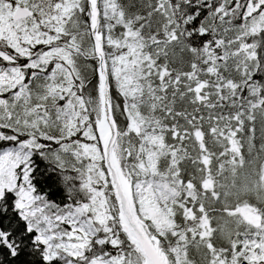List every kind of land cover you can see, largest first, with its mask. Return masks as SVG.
Masks as SVG:
<instances>
[{
    "label": "snow or ice",
    "instance_id": "6c2138e0",
    "mask_svg": "<svg viewBox=\"0 0 264 264\" xmlns=\"http://www.w3.org/2000/svg\"><path fill=\"white\" fill-rule=\"evenodd\" d=\"M0 264H264V0H0Z\"/></svg>",
    "mask_w": 264,
    "mask_h": 264
}]
</instances>
